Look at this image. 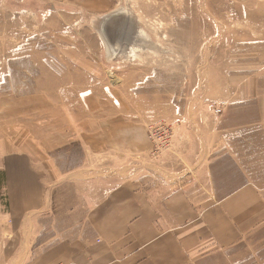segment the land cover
I'll list each match as a JSON object with an SVG mask.
<instances>
[{"label": "rangeland", "instance_id": "obj_1", "mask_svg": "<svg viewBox=\"0 0 264 264\" xmlns=\"http://www.w3.org/2000/svg\"><path fill=\"white\" fill-rule=\"evenodd\" d=\"M262 102L264 0H0L1 152L21 145L45 165L51 151L118 177L141 163L153 181L154 167L171 171L158 159L173 142L157 137L181 123L208 150L234 120L247 136ZM154 121L175 124L152 137ZM125 139L145 153L124 150Z\"/></svg>", "mask_w": 264, "mask_h": 264}, {"label": "crops", "instance_id": "obj_2", "mask_svg": "<svg viewBox=\"0 0 264 264\" xmlns=\"http://www.w3.org/2000/svg\"><path fill=\"white\" fill-rule=\"evenodd\" d=\"M252 114L247 136L234 120L208 150L180 123L153 181L141 163L118 177L0 151V264H264V102ZM91 137L77 138L96 155Z\"/></svg>", "mask_w": 264, "mask_h": 264}, {"label": "built area", "instance_id": "obj_3", "mask_svg": "<svg viewBox=\"0 0 264 264\" xmlns=\"http://www.w3.org/2000/svg\"><path fill=\"white\" fill-rule=\"evenodd\" d=\"M223 104L224 103H222L220 105H217L216 107L215 106L212 107L213 108L212 110L214 111V113L219 114L221 112V108H222V105ZM166 123L169 124V125H172V124L174 125L175 124L174 122L172 123L170 121H166V122L165 121H160V122L154 121V122L150 123L149 126H148V131L150 132V134L152 135V137L156 136V133H158L159 131H160L159 133H161L163 130H165L166 129L165 128ZM160 129H162V130H160ZM174 129L175 128H173V130ZM173 130H172L171 137H170L169 134H168L169 136H167L168 137L167 139H163L162 136H159V137H157L158 140L156 142H159L161 144H164V143L166 144V143H169L170 140L172 141V137H173V133H174ZM155 150L157 152L161 151V146H158V149H155Z\"/></svg>", "mask_w": 264, "mask_h": 264}, {"label": "bare ground", "instance_id": "obj_4", "mask_svg": "<svg viewBox=\"0 0 264 264\" xmlns=\"http://www.w3.org/2000/svg\"><path fill=\"white\" fill-rule=\"evenodd\" d=\"M110 15H113L112 13L111 14H109V16ZM120 15V14H119ZM109 16H107V17H105V19H104V21H106L107 20V18L109 17ZM116 31V30H115ZM119 31V30H118ZM101 34L103 35V37H104V39H105V41H106V44H107V46H108V48H109V50H111V49H115L116 48V46L115 47H113V45H111L110 44V41H109V39H108V37L106 36V32H105V30L103 29V27H102V29H101ZM109 32V31H108ZM109 36V35H108ZM113 43V42H112Z\"/></svg>", "mask_w": 264, "mask_h": 264}]
</instances>
